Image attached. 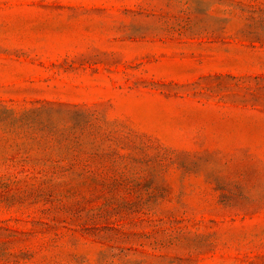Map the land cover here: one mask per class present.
<instances>
[{
    "label": "rangeland",
    "instance_id": "1",
    "mask_svg": "<svg viewBox=\"0 0 264 264\" xmlns=\"http://www.w3.org/2000/svg\"><path fill=\"white\" fill-rule=\"evenodd\" d=\"M0 264H264V0H0Z\"/></svg>",
    "mask_w": 264,
    "mask_h": 264
}]
</instances>
